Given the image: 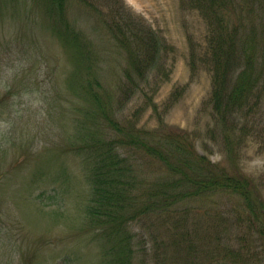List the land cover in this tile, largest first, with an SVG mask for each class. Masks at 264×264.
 I'll list each match as a JSON object with an SVG mask.
<instances>
[{
  "label": "rangeland",
  "instance_id": "rangeland-1",
  "mask_svg": "<svg viewBox=\"0 0 264 264\" xmlns=\"http://www.w3.org/2000/svg\"><path fill=\"white\" fill-rule=\"evenodd\" d=\"M23 1L25 7L20 12L29 18V30L20 27L16 19L7 26L0 25V264H97L95 232L83 221L87 186L81 159L66 149L72 132L67 122L72 118V109L81 104L66 87L71 65L61 42L46 26L48 18L43 8L32 0ZM69 1L67 17L76 32L82 31L93 42L91 47L100 57L103 83L114 90L125 66L124 53L98 28L95 15L89 17L76 0ZM256 2L253 17L262 13L260 2ZM122 3L173 46L170 78L156 96L166 122L188 131L199 154L212 163L224 164L230 172L238 168L264 194V93L261 109L249 121V133L244 134L237 164L232 166L225 161L221 135L212 124V76L201 57L209 33L207 20L187 0ZM239 4L241 0H236V16L230 22L239 23L242 32L247 33L249 23ZM177 90L182 95L166 112L170 94ZM136 107L131 105L127 113ZM140 124L157 125L151 110L143 113ZM145 161L140 160L147 176L162 175L157 166ZM41 168H48L40 171L41 175L45 172L43 176L37 173ZM247 212L237 196L214 193L183 201L170 216L140 219L133 226L136 262L201 264L203 249L189 250L188 244L209 237L215 228L219 230L222 219L229 220L225 224L226 238L237 247V222L236 226L232 222ZM183 232H188L190 239L184 240ZM251 250L249 264H264V252ZM196 253L197 259L192 258ZM225 260L214 264H228Z\"/></svg>",
  "mask_w": 264,
  "mask_h": 264
},
{
  "label": "trees",
  "instance_id": "trees-1",
  "mask_svg": "<svg viewBox=\"0 0 264 264\" xmlns=\"http://www.w3.org/2000/svg\"><path fill=\"white\" fill-rule=\"evenodd\" d=\"M76 1L89 17L95 15L98 28L116 43L125 58L117 86L111 90L103 83L93 42L82 31L76 32L67 17L70 1L32 0L43 8L48 30L62 44L71 65L66 87L81 101L75 110L71 108L73 113L66 112L72 114L67 122L72 132L66 149L81 159L87 186L83 221L95 232L97 264H137L133 226L138 220L170 216L183 201L214 193L235 195L248 208L247 215L239 214L232 222L234 226L237 222V247L226 238L225 224L229 220L220 219L219 230L215 228L209 237L188 244V249H203L201 264H214L220 259H227L228 264H249L252 248L264 252V194L238 168L230 172L224 164L212 163L199 154L188 131L166 122L156 96L170 78L173 46L122 0ZM187 1L208 22L201 57L212 76V124L221 135L225 161L236 166L244 134L249 133V121L263 102L264 2L258 0L262 13L253 17L256 0H241L239 8L250 28L246 33L239 23L230 22L236 16V0ZM23 3L0 0V25L7 26L16 19L20 27L29 30V18L20 12ZM170 95L166 112L182 94L177 90ZM133 104L137 107L127 113ZM149 110L157 119L155 127L140 124L143 113ZM140 160L157 166L162 175L147 176ZM47 169L37 173L41 175L40 171ZM181 235L184 240L190 239L188 232ZM197 255L192 258L197 259Z\"/></svg>",
  "mask_w": 264,
  "mask_h": 264
}]
</instances>
